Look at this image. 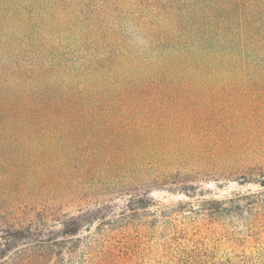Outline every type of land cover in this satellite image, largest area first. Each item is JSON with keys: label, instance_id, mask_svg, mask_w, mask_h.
Wrapping results in <instances>:
<instances>
[{"label": "trees", "instance_id": "obj_1", "mask_svg": "<svg viewBox=\"0 0 264 264\" xmlns=\"http://www.w3.org/2000/svg\"><path fill=\"white\" fill-rule=\"evenodd\" d=\"M242 97H264V0H0V264H264L219 222L264 210V165L219 169L259 194L152 196L264 151Z\"/></svg>", "mask_w": 264, "mask_h": 264}, {"label": "rangeland", "instance_id": "obj_2", "mask_svg": "<svg viewBox=\"0 0 264 264\" xmlns=\"http://www.w3.org/2000/svg\"><path fill=\"white\" fill-rule=\"evenodd\" d=\"M260 100L264 97H242V100ZM264 129V126H260ZM214 164L203 169V176L196 182V188L190 193L195 195L189 196L180 191L159 190L154 191L152 196L159 204L168 207L177 208L179 205L186 203L198 205L203 199L224 200L237 196L259 194L263 189L255 182H239L238 180L219 177V169L237 166V165H264V151L254 150L244 155H235L231 159L215 160ZM218 167V168H216ZM63 199V198H62ZM252 199L242 198L237 201L238 206L233 209V215H223L219 218L221 231H225L227 238L223 248L227 250L245 249L247 251L254 248H264V210L253 208L248 205ZM63 203H67L64 205ZM264 203V201H261ZM62 211L73 212L77 206L65 198L62 200ZM176 220L186 221V216L192 215L187 211L173 212ZM234 237V238H233ZM236 242V244L232 241Z\"/></svg>", "mask_w": 264, "mask_h": 264}]
</instances>
